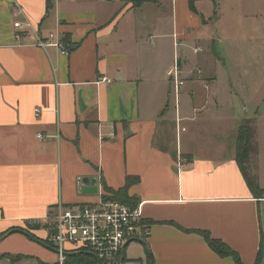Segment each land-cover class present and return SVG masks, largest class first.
<instances>
[{
  "label": "crops",
  "instance_id": "1",
  "mask_svg": "<svg viewBox=\"0 0 264 264\" xmlns=\"http://www.w3.org/2000/svg\"><path fill=\"white\" fill-rule=\"evenodd\" d=\"M230 8L259 15L264 0H0V263L32 260L31 243L54 253L40 224L54 207L125 189L150 224L149 239L126 248L128 264H237L195 231L243 264L262 250L264 264V198L236 159L250 121L249 165L264 190V87L246 75L238 88L226 73L222 88L213 50L229 41ZM18 21L31 25L28 41L17 40ZM50 33L68 55L32 44ZM176 62L186 85L177 108L168 77Z\"/></svg>",
  "mask_w": 264,
  "mask_h": 264
},
{
  "label": "built area",
  "instance_id": "2",
  "mask_svg": "<svg viewBox=\"0 0 264 264\" xmlns=\"http://www.w3.org/2000/svg\"><path fill=\"white\" fill-rule=\"evenodd\" d=\"M21 30L17 40L28 41L33 31L30 24L14 23ZM33 45L43 49L57 48L62 55L69 51L62 44L59 33H50L48 38L34 35ZM202 49H195L199 54ZM191 73L200 76L202 70L193 69ZM184 73L176 62L168 73L174 86L175 101L186 87ZM101 83L110 80L102 78ZM43 138V135H39ZM47 230L48 244L57 256V264H68L70 254L88 253L95 259L86 264H128L125 250L131 242H145L149 239L150 224L144 220L141 207H130L116 200L99 199L95 204L58 205L40 223Z\"/></svg>",
  "mask_w": 264,
  "mask_h": 264
},
{
  "label": "rangeland",
  "instance_id": "3",
  "mask_svg": "<svg viewBox=\"0 0 264 264\" xmlns=\"http://www.w3.org/2000/svg\"><path fill=\"white\" fill-rule=\"evenodd\" d=\"M230 10L225 12L226 14L224 13L222 17V21L227 24L226 26V24L222 22V24H224L225 33L229 37V41H225V44H223L222 47L216 45L213 50V54H217L219 60L222 61V58L225 59L224 65L220 63L221 61H217L218 74L219 76H222L221 83L223 85L220 84L222 85V88H225L227 80H225L223 74L225 75L226 73H229L237 78V87L239 88L243 85L242 81L245 82V76L248 75L249 77L247 78V81L250 83V87L258 90L261 86L262 89V87H264V13H259V15L246 14L241 16L236 14L235 8H230ZM242 26L246 27L243 28ZM191 70H193V68ZM172 97L171 103L174 104V94ZM234 97H236L234 98V101L239 105L240 110L244 109L242 107L243 105L241 106V103H243L242 101H246V96L239 94L238 97ZM255 112L257 113L254 109L250 111V113H247V115L251 114L252 116H255ZM247 122L256 133L253 123L250 121ZM258 131L262 132L260 128ZM127 253L130 258L134 254L131 250H128ZM31 256L32 260L25 261L21 264H38L40 259L48 263H55V261H57V256L43 245H33L31 243ZM134 263L142 264L141 260L138 259ZM0 264H3V262Z\"/></svg>",
  "mask_w": 264,
  "mask_h": 264
},
{
  "label": "trees",
  "instance_id": "4",
  "mask_svg": "<svg viewBox=\"0 0 264 264\" xmlns=\"http://www.w3.org/2000/svg\"><path fill=\"white\" fill-rule=\"evenodd\" d=\"M239 136L237 141V157L242 174H244L247 186L251 189L252 193L257 198H264V190L260 189L258 184L257 175L253 174L250 168V156L256 151V144H254L255 131L245 122L239 127ZM130 181V180H129ZM128 185V184H127ZM115 197L110 199L112 201L116 200L122 204H126L130 207H135V204L128 203L125 199L126 193L125 189L119 190L117 192H112ZM197 234L202 236L208 243L209 247L214 250L218 255L222 257H232L237 264H243L237 253L231 250L225 243L212 238L208 232L195 231ZM262 258V250L259 252L255 264H260ZM85 261L94 263L95 259L88 253L70 254L68 256V264H86ZM39 264H44L39 262Z\"/></svg>",
  "mask_w": 264,
  "mask_h": 264
}]
</instances>
